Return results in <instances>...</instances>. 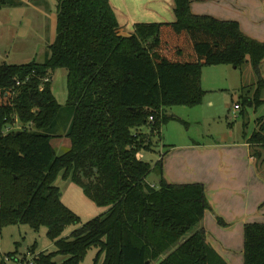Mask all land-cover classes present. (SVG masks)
<instances>
[{
	"label": "trees",
	"instance_id": "obj_1",
	"mask_svg": "<svg viewBox=\"0 0 264 264\" xmlns=\"http://www.w3.org/2000/svg\"><path fill=\"white\" fill-rule=\"evenodd\" d=\"M191 1L173 0V23L135 24L125 37L108 0H57L55 39L42 62L0 65V229L45 228L55 252L38 254L33 264H81L91 249L92 264H226L201 226L210 210L203 186L167 184L160 161L140 159L161 128L177 121L169 108L201 105L204 68L248 65L255 82L238 97L240 116L264 104V43L235 22L191 14ZM21 6L0 0V8ZM57 70L66 72L63 106L51 83L38 91L40 79ZM15 77L29 82L10 108L4 92ZM13 115L22 130L2 137ZM60 123L68 150L56 157L52 132ZM255 124L251 148L264 144V119ZM152 173L154 185L146 181ZM57 178L105 212L81 225L61 203ZM67 227L77 228L61 237ZM242 246L243 264H264V223L243 226Z\"/></svg>",
	"mask_w": 264,
	"mask_h": 264
},
{
	"label": "crops",
	"instance_id": "obj_2",
	"mask_svg": "<svg viewBox=\"0 0 264 264\" xmlns=\"http://www.w3.org/2000/svg\"><path fill=\"white\" fill-rule=\"evenodd\" d=\"M14 1L22 6L0 10L9 11L10 23L14 20V24L19 26V29L13 26L16 32L33 31L38 40H46L45 48L39 53L44 57L48 46L53 43L50 38L51 19L48 16L52 11L48 2ZM108 1L121 36L131 35L135 24L174 22L173 0ZM56 5L57 0L54 3L55 15ZM189 10L196 16L235 22L246 37L264 43V0H192ZM1 64H4L3 61H0ZM220 67L224 69L226 66L212 68ZM232 71L238 70L232 68ZM259 73L264 78V59L259 65ZM224 82L218 72H201L203 97L224 91ZM206 105L214 109L212 101ZM238 114L242 119L238 131H232L229 125V131L223 135H208L204 137L207 140L200 142L189 140L178 145L162 146L157 160L161 162V176L167 184L203 186L210 210L205 212L201 226L207 243L226 264H243V226L264 223V144L252 148L247 144L251 134L256 131L255 121L264 119V104L256 110L245 111L244 119L240 116V110ZM166 115L177 119L174 120L176 122H183L176 115H168V110ZM248 121L254 125L250 131L248 125L243 129V124H249ZM183 123L185 126L186 123ZM158 140L160 144V137ZM216 219H220L225 226H219Z\"/></svg>",
	"mask_w": 264,
	"mask_h": 264
},
{
	"label": "rangeland",
	"instance_id": "obj_3",
	"mask_svg": "<svg viewBox=\"0 0 264 264\" xmlns=\"http://www.w3.org/2000/svg\"><path fill=\"white\" fill-rule=\"evenodd\" d=\"M24 1V0H21ZM52 12L48 13L51 19L50 38L51 43L55 39V0H46ZM54 9V10H53ZM54 11V12H53ZM15 15L12 16L14 18ZM9 11L0 10V61L6 65L19 66L30 63L31 61L42 62V49L45 48V41L38 40L33 31L19 30L16 32L13 26L19 29V26L11 22ZM27 31V33H26ZM39 47V49H38ZM35 54L37 56H35ZM224 70V71H223ZM202 72H218L219 77L224 79V91L215 94H207L203 97L200 106L195 108L171 107L168 109V115L180 117L185 126L176 121H170L161 128L160 144L157 138L153 139V152H141L140 159L153 165L159 157L162 146L178 145L187 141H202L208 135H223L229 131V125L232 131H238L242 122L239 114L232 116V107L238 101L240 93H245L254 85L255 78L248 65L242 66L238 71H232V67L226 66L218 69L208 67ZM226 72V73H224ZM203 74V73H202ZM51 82V92L56 102L63 106L66 101V72L64 70L55 71ZM242 90V92H241ZM208 101L214 103V109L207 108ZM249 110V109H248ZM246 110V112H248ZM247 122V121H246ZM249 122V121H248ZM248 125V130L254 128L253 124ZM234 128V129H233ZM246 129V128H245ZM257 130V126H255ZM145 133V130H143ZM53 135L59 136L51 142L56 157L63 155L68 150L67 140L62 138L64 133L63 123L56 127ZM159 144V145H158ZM159 146V147H158ZM255 153V150H253ZM157 175L152 173L147 178L149 184H157ZM55 186L59 190L61 203L69 209L80 220L81 225L102 215L105 210L96 207L88 201L81 190L71 184L69 181H62L57 178ZM77 227H67L61 237H67ZM46 230L40 227L38 231L33 232L27 226L16 225L0 229V258H5L4 264H31L32 260L40 253L55 252L52 242L46 238ZM96 250L91 249L87 252L81 264H92V259ZM7 254H15L8 257ZM57 258L55 262L60 263Z\"/></svg>",
	"mask_w": 264,
	"mask_h": 264
},
{
	"label": "built area",
	"instance_id": "obj_4",
	"mask_svg": "<svg viewBox=\"0 0 264 264\" xmlns=\"http://www.w3.org/2000/svg\"><path fill=\"white\" fill-rule=\"evenodd\" d=\"M53 73L51 72H47L45 74V76L43 78L40 79V86L38 87V91L41 92L43 90V86L45 84H49L52 82V75ZM13 84L12 86L7 89L5 92H4V97L7 99V106L8 107H13V101L17 95V90L20 89L22 86H24L25 84H27L29 82V77H26L24 79H19V78H13ZM239 106L238 104H234L233 107H232V116L235 118L236 117V113H239ZM11 124H8L3 130H2V133H1V136L4 137L6 134L10 133V132H17V131H21L22 130V125L20 124L19 120H18V117L13 115L11 117ZM153 187V186H151ZM3 261H7V259H3ZM31 264H33V260L31 262Z\"/></svg>",
	"mask_w": 264,
	"mask_h": 264
},
{
	"label": "water",
	"instance_id": "obj_5",
	"mask_svg": "<svg viewBox=\"0 0 264 264\" xmlns=\"http://www.w3.org/2000/svg\"><path fill=\"white\" fill-rule=\"evenodd\" d=\"M0 262H1V258H0Z\"/></svg>",
	"mask_w": 264,
	"mask_h": 264
}]
</instances>
